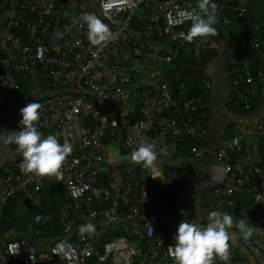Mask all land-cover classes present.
<instances>
[{
	"label": "built area",
	"instance_id": "1",
	"mask_svg": "<svg viewBox=\"0 0 264 264\" xmlns=\"http://www.w3.org/2000/svg\"><path fill=\"white\" fill-rule=\"evenodd\" d=\"M213 2L218 5L216 24L227 25L233 16L245 14L231 0ZM195 10L193 0H0V131L11 108L29 96L21 108L42 105L38 131L73 147L59 180L22 173L21 157L1 166L0 264L173 262L168 247L175 244L179 223L190 222L199 195L186 169L164 170L163 163L175 156L183 138L205 136L208 98L205 92L189 94L183 80L173 87L164 65L178 57L181 45L191 43L197 58L217 48L213 36L184 39ZM83 13H94L107 24L111 39L91 44ZM138 21L142 25L135 26ZM251 47L264 61V45L256 41ZM204 81L206 89L209 80ZM239 81L243 85L235 89V104L249 108L256 95L264 104V68L233 84ZM21 119L19 110L11 131L20 130ZM108 129L115 136L104 144ZM250 140L261 153L250 150ZM141 141L156 145L155 168L131 161ZM113 145L117 156L109 153ZM206 150L200 142L190 146L193 157ZM211 151L203 178L213 193L208 212L228 213L235 195L249 193L253 203L228 214L244 220L264 242V113L254 122L237 123ZM46 182L67 193L69 208L60 211L59 221L63 230H78L80 247L64 236L37 246L26 235L9 237L15 232L2 230L7 197L20 193L21 203L27 200L35 207ZM87 223L95 225L96 233L81 237L78 228ZM240 241L238 251L230 241L229 260L217 257L215 264H264L260 245Z\"/></svg>",
	"mask_w": 264,
	"mask_h": 264
},
{
	"label": "clouds",
	"instance_id": "2",
	"mask_svg": "<svg viewBox=\"0 0 264 264\" xmlns=\"http://www.w3.org/2000/svg\"><path fill=\"white\" fill-rule=\"evenodd\" d=\"M218 5L213 0H197L196 10L189 14L191 26L184 39L192 42L198 37L219 35L217 28ZM82 19L87 25V37L91 44L101 45L111 39L112 33L94 13H83ZM42 105L37 102L28 103L20 109L22 119L19 131L0 135L4 145H15L16 151L22 155L20 171L38 177L62 176V168L67 157L72 153V145L65 141L59 142L57 136L49 134L46 137L38 131L36 123L40 120ZM161 153L165 149H160ZM133 163L144 168H155L158 159L156 145L141 141L130 154ZM37 221L42 217L37 216ZM239 229L240 236L248 241L253 235V228L244 220L234 221L227 212L211 211L207 214V223L202 225L195 220H182L174 236V246L168 247V252L174 264H215V258L227 262L230 258V241L235 238L232 228ZM81 237L95 235V225L87 223L79 227Z\"/></svg>",
	"mask_w": 264,
	"mask_h": 264
},
{
	"label": "crops",
	"instance_id": "3",
	"mask_svg": "<svg viewBox=\"0 0 264 264\" xmlns=\"http://www.w3.org/2000/svg\"><path fill=\"white\" fill-rule=\"evenodd\" d=\"M245 0H237L235 3L240 8H244L245 14L243 16H235V20L238 19L239 23H229L227 25L214 26L217 28L219 35L213 37L217 48L215 53L210 56H201L195 58V62L192 65L176 69L174 62H167L164 65V76L172 82L174 78H189L191 81L199 80V78H208L210 80L209 91L207 94L208 98V112L206 117L207 133L199 140L200 143L207 147V150L200 157H193L192 155H179L172 158L164 159L167 163L172 164L177 168L186 169V166H190L193 177V183L197 190L198 200L193 205L191 214V221L195 220L200 224L207 223V204L209 199L212 197V190L209 189L204 183L203 178L208 171V163L213 159L212 148L215 145L220 144L221 140L228 136H223L228 130V125L234 122L237 123H250L254 122L259 113H264V104L259 103L253 110L248 109L243 111H234L228 107V100L231 97L233 91V78L232 73L237 70L239 66L242 68H248V65L253 62L252 55L245 51V42L248 40V36L254 41L264 44V37L262 32L258 30L260 25L264 23V18L259 14V21H252V15L249 14V8L243 4ZM264 5L261 7L263 8ZM260 13V12H258ZM218 25V26H217ZM245 26V28H244ZM247 28V29H246ZM234 52V54H233ZM232 53V55H231ZM229 62L236 67H229ZM203 82V81H202ZM201 85V84H200ZM29 96L25 99L23 97L22 102L16 104L11 108L5 118L2 120V128L0 135H6L4 131L11 132L13 122L24 104L23 102L28 101ZM230 132V131H229ZM250 150L260 152L259 149L254 148V143L250 140ZM14 145H4L0 142V170L1 166L9 161L18 158L19 153L16 155L4 156L5 150H9ZM3 189V184L0 176V191ZM236 201V196L234 197ZM235 202L229 204L227 207L228 213L234 212ZM232 214V213H230ZM235 233V238L232 242L235 245L240 246V233L239 230L231 231ZM252 238L261 246L264 247V242H261L256 235H252ZM241 247V246H240ZM164 264H174L168 262Z\"/></svg>",
	"mask_w": 264,
	"mask_h": 264
},
{
	"label": "trees",
	"instance_id": "4",
	"mask_svg": "<svg viewBox=\"0 0 264 264\" xmlns=\"http://www.w3.org/2000/svg\"><path fill=\"white\" fill-rule=\"evenodd\" d=\"M233 2H236L237 0H231ZM194 4L197 6V0H193ZM244 5H246L250 10L249 14L252 16V21H259L260 16L262 15L264 18V7L261 8L264 5V0H245L243 2ZM260 12V13H258ZM238 24V19L235 20V16L232 17L231 23ZM143 22L138 21L135 23V26L142 25ZM219 25V24H218ZM217 25V26H218ZM245 28V26H244ZM247 29V28H246ZM259 31L262 32V37H264V23L260 25L258 28ZM251 36H248V40L245 42V51L249 52L252 56L253 62L248 65V68H242L239 66L235 72L232 73L233 81L235 78H241L244 74L247 72H255L257 68H264V61L262 58H260L257 55V52L255 49H253L252 42L254 41L251 39ZM264 45V44H263ZM191 43L181 45L180 51L178 54V57L173 61L176 69H181L183 67L192 65L195 62V56L192 55L191 49H190ZM216 49H214L211 52H203L199 57L201 56H210L213 53H215ZM234 54V52H233ZM232 55V53H231ZM198 57V58H199ZM233 63V62H232ZM229 62V67H231L233 64ZM233 67H236V65H233ZM18 77L25 83L26 79L21 78V75L19 74ZM202 78H199V80L191 81L189 78H174L172 80L173 87H176L182 80L186 83L188 87L189 94H195L200 92H205L206 96L209 91V86H207L206 89H204V80L201 81ZM209 80L208 78H204ZM27 84V83H26ZM201 84V85H200ZM210 84V80H209ZM242 82H238V84L233 85V91L231 94L230 99L228 100V107L231 108L234 111H243L245 112L248 109H255L257 105L260 103V95L254 96L252 100L250 101L249 108H245L243 103L235 104V94H236V87L238 86V90L242 87ZM26 91V90H25ZM263 113V112H262ZM258 117V115H257ZM234 122L228 125V131L223 134V136H230L231 131L234 127ZM230 131V132H229ZM114 132L111 129L105 130L102 135V142L104 144H108L113 138H114ZM201 138H195L187 136L183 138L178 145L177 152L175 156L179 155H192L190 152V146L193 143H199V140H202ZM15 146V145H14ZM261 153V151H260ZM22 158V155L18 156V158ZM17 159V158H16ZM190 166H186V170L192 174ZM164 170L169 168H175L178 170H182V168H177L173 166L170 163H167L164 161L163 163ZM42 201L40 204L33 207V205H30L27 203V200L25 203H21L18 200V196L21 194H13L7 197L3 214H2V220H1V228L2 230H13L15 233H9V237H19L20 235H26L27 238L35 245L39 246H49L53 243L55 239H57L60 236L67 237L71 239L78 247L81 246V243L77 240V232L78 230L76 228H71L67 230H63L62 224L59 221V214L60 211L63 208H69L70 199L67 195V193L64 191L63 187L61 185L56 184L55 182H46L42 189ZM236 201H235V208L234 212L230 211L229 213H239L240 207H247V205L252 204V196L249 193H240L235 195ZM40 216L42 219L37 221L36 217ZM79 229V228H78ZM117 233V232H116ZM253 242L258 244L255 239L252 237L250 238ZM259 245V244H258ZM241 246V245H240ZM237 245L236 251L240 249L241 247ZM239 247V248H238ZM261 247L264 249V247L261 245ZM161 264V263H158Z\"/></svg>",
	"mask_w": 264,
	"mask_h": 264
},
{
	"label": "rangeland",
	"instance_id": "5",
	"mask_svg": "<svg viewBox=\"0 0 264 264\" xmlns=\"http://www.w3.org/2000/svg\"><path fill=\"white\" fill-rule=\"evenodd\" d=\"M0 152H2V151H0ZM17 153H19V152H17L16 151V146H12L11 148H9V150L7 149V150H5V152L3 153V155L5 156H9V155H16ZM109 153H111L113 156H117V154H118V150H117V147L116 146H110V148H109ZM119 153H121V152H119ZM19 155H20V153H19ZM0 156H2V155H0ZM3 157V156H2ZM39 246V245H38ZM44 247V246H43Z\"/></svg>",
	"mask_w": 264,
	"mask_h": 264
},
{
	"label": "water",
	"instance_id": "6",
	"mask_svg": "<svg viewBox=\"0 0 264 264\" xmlns=\"http://www.w3.org/2000/svg\"><path fill=\"white\" fill-rule=\"evenodd\" d=\"M125 264H130V261H129V260H126V261H125Z\"/></svg>",
	"mask_w": 264,
	"mask_h": 264
}]
</instances>
